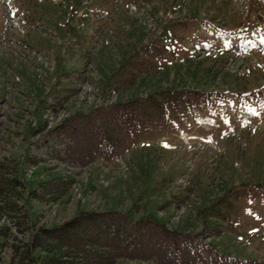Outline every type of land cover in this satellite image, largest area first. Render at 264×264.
<instances>
[{
    "label": "rangeland",
    "instance_id": "obj_1",
    "mask_svg": "<svg viewBox=\"0 0 264 264\" xmlns=\"http://www.w3.org/2000/svg\"><path fill=\"white\" fill-rule=\"evenodd\" d=\"M215 105L219 127H202ZM125 109L110 141L126 163L67 161L62 119ZM180 125L216 145L182 143ZM162 138L173 148H153ZM60 177L73 181L60 197L30 196ZM0 182V264H23L35 226L102 210L189 232L199 264H264V0H0Z\"/></svg>",
    "mask_w": 264,
    "mask_h": 264
},
{
    "label": "trees",
    "instance_id": "obj_2",
    "mask_svg": "<svg viewBox=\"0 0 264 264\" xmlns=\"http://www.w3.org/2000/svg\"><path fill=\"white\" fill-rule=\"evenodd\" d=\"M127 111L77 112L54 127L52 131L70 141L64 148L67 161L85 166L97 157L115 156L117 142L110 141L111 133L129 129ZM16 183L21 184L13 179L9 188ZM72 183L56 178L41 182V192L34 188L29 194L37 201L58 198ZM7 202L6 210L18 211L12 200ZM9 230L7 225L0 226V248ZM183 237L150 219L135 221L125 212L80 211L60 224L35 226L30 239L23 243L19 259L23 264H115L121 258L157 264H198L200 256L182 241Z\"/></svg>",
    "mask_w": 264,
    "mask_h": 264
},
{
    "label": "crops",
    "instance_id": "obj_3",
    "mask_svg": "<svg viewBox=\"0 0 264 264\" xmlns=\"http://www.w3.org/2000/svg\"><path fill=\"white\" fill-rule=\"evenodd\" d=\"M103 68H105V67H103ZM106 69V68H105ZM116 69V67H114V66H111V68L109 69V72H113L114 70ZM147 263H149V262H147ZM152 263V262H151ZM154 263V262H153ZM155 264V263H154Z\"/></svg>",
    "mask_w": 264,
    "mask_h": 264
}]
</instances>
